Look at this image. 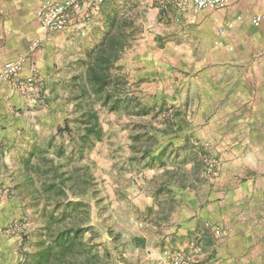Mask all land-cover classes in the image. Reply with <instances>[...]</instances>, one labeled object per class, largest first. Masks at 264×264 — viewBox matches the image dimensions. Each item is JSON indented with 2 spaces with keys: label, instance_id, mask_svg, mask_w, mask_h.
<instances>
[{
  "label": "rangeland",
  "instance_id": "374dc122",
  "mask_svg": "<svg viewBox=\"0 0 264 264\" xmlns=\"http://www.w3.org/2000/svg\"><path fill=\"white\" fill-rule=\"evenodd\" d=\"M35 1L0 0L9 11L30 6L22 20L0 13V22L15 26L20 20L30 36ZM187 12L161 8L156 0H110L88 28L56 35L47 58L33 57L46 49L42 44L25 55L17 76L0 72L9 82L24 76L23 89H0V132L7 141L0 146V236L14 240L5 262L151 264L147 252L161 250L166 262L160 264L177 255L187 264L180 249L161 245L162 225L169 227L176 208L186 207V193L207 203L230 189L245 190V183H253L245 190L250 198L230 194L234 206L227 204V212L234 207L238 223L245 208L252 210L257 221L250 244L264 245V25L249 21L264 12V0H233L220 11L192 8L183 18ZM238 15L245 23L219 40L217 30ZM202 23L205 30L184 29ZM37 36L28 38V49ZM176 49H184L186 59L226 54L230 87L236 73L253 71L258 80L253 89H222L214 113L188 127L212 89H129L127 70L119 65L128 60L136 71L141 61L177 56ZM38 60L51 77L60 75L54 89H35L41 84ZM33 67L36 80L26 86ZM92 112L101 139L93 137L81 151L83 115Z\"/></svg>",
  "mask_w": 264,
  "mask_h": 264
},
{
  "label": "crops",
  "instance_id": "0c3cea01",
  "mask_svg": "<svg viewBox=\"0 0 264 264\" xmlns=\"http://www.w3.org/2000/svg\"><path fill=\"white\" fill-rule=\"evenodd\" d=\"M44 1L46 0L35 1L37 2L35 5L37 4V6H39L34 9L32 13L35 23L33 24L34 33H31L30 36H27L26 33L22 32L24 31V22L21 23L20 21L23 19L20 14L27 13L26 11H29L30 6L22 8L15 7L12 11H9L7 8H0V13H13L16 15V19H20L15 23V26H9L6 21L0 22V72L2 73V76L6 64L16 61L21 56L30 54L28 49L30 40L28 38L30 37L31 39L36 35H38V38L41 35V30L36 19V12L39 9L40 4ZM148 1L151 3L155 2V0ZM26 4L27 3L25 2V5ZM192 8L196 9L193 5H190L186 10L188 12L183 18L187 17ZM5 9L7 10L4 11ZM175 9L177 8L175 7ZM256 14H264V12ZM256 14H253L252 16ZM27 16L28 14L25 15L24 19H26ZM180 16L181 15L178 14V18ZM236 17L232 21L227 20L225 25L228 21H231L235 24L234 28L236 29L237 25L245 23L244 19L242 22L236 21ZM2 18L3 17H0V19ZM95 18H97V15L93 17L92 22ZM199 26V28H191L188 26L184 27V29L188 28L190 31L206 29V23H202ZM222 28H224V26L217 30L218 36H220L219 30ZM229 31L230 30L226 31L224 37L220 36L222 39L219 40L225 42L224 39ZM58 34L60 33H52L45 37L43 46L45 45L46 49L42 52L33 54V57H35L36 60L43 59V57L44 59L47 58L48 50L51 46L55 45V38ZM175 52L177 53V56L164 57L163 61L160 57H158L159 59H154L150 62L141 61L139 62V68L136 71L134 70L135 66L133 69L131 65L132 62L128 60L121 61L119 65L127 70L129 80L127 88L129 89H166L165 87L170 84L173 87L178 86L179 89H182V86H189L190 89H212L213 92L203 98V102L198 107V113L195 114L194 120L189 122L191 125H188V127L197 126L202 121L201 119L203 116L208 113H214L216 107L219 106L221 101V90L229 89L230 87L228 85L227 77L229 66L226 61V54H224L225 56L223 55V57L220 55L217 60H209L208 58L195 59L190 56L186 59L182 56L183 53L186 52L184 49H176ZM187 52L190 53V51ZM226 52L227 51H224V53ZM38 63L42 68L39 79L41 84L37 83L35 89H54V86L62 81L60 75L55 74L54 77H51L50 71H48L39 60ZM164 67L172 68L174 69V72H167L164 74ZM242 67H244V65H242ZM191 69H193L192 74L187 76L186 72ZM241 70L245 69L242 68ZM255 75H253V71H250L248 74L246 72L243 74L236 73L233 76L230 89H235V87L241 89H250V87H252L251 89H253L255 80H258ZM22 78H24V76H22ZM22 78L10 82L5 79H0V89H23L20 87L22 84ZM10 92L11 94L16 93L12 90ZM18 95L19 93H16L15 98H19ZM22 96L19 98L20 100L23 99ZM209 123L212 124V122ZM5 136L6 135L0 132L1 147L4 143L7 144ZM1 150L2 149H0V156H2ZM245 165L250 167L249 164L245 163ZM242 186H246L245 190H250L248 186H253V183H245ZM245 190L244 187L243 189H230L225 197H222L221 199L211 197L207 203V199L201 198V195H199L198 198L194 195L195 193L193 196L186 193L183 198L186 207L181 206L180 210V208L176 206L178 208H176L175 213L170 216V226L168 227L166 224H163L162 226L164 227L158 233V240L161 242V245L167 244V246L170 245L174 250L180 249V251L184 252L187 257V264H264V245L261 244V240H258V243L255 246H252L253 240L250 244L251 237L255 236V234L253 235L254 221H257L253 211L245 208L241 214L242 220L238 223H233L232 221V219H238V212H235V208L232 207L231 212H227L226 205L230 204V202L228 203V199L233 197L230 196V194H235L236 196L241 193V196L250 198L249 192ZM180 202L181 201L178 203ZM230 205L234 206L233 204ZM187 207L192 208L191 213H186ZM208 225L211 228L204 230V227ZM8 241L10 240H8L6 236H0V264H10L4 260L10 256ZM13 241L14 240H11L10 243ZM147 253V263L151 262V264H160L166 262L161 250H158L156 253Z\"/></svg>",
  "mask_w": 264,
  "mask_h": 264
},
{
  "label": "built area",
  "instance_id": "2783aa9c",
  "mask_svg": "<svg viewBox=\"0 0 264 264\" xmlns=\"http://www.w3.org/2000/svg\"><path fill=\"white\" fill-rule=\"evenodd\" d=\"M110 0H46L36 12V19L39 24L41 35L30 45L29 51L33 52L40 47L45 37L52 33H62L73 30L80 32L91 25L94 16L98 15L100 8ZM161 8L169 5L175 6L179 11H186L190 5L197 10H221L228 7L233 0H156ZM236 21L242 22L243 16L236 17ZM254 26H261L264 23V14H256L250 18ZM235 24L228 22L225 28L219 32L221 37L226 35L227 30H232ZM27 57L21 56L17 61L9 63L4 67L3 77L11 78L17 76L25 66ZM37 68L33 67L31 74L25 81L26 86H31L37 77ZM15 232V231H14ZM182 255L171 258L169 264H183ZM167 264V263H166Z\"/></svg>",
  "mask_w": 264,
  "mask_h": 264
},
{
  "label": "trees",
  "instance_id": "16d2710c",
  "mask_svg": "<svg viewBox=\"0 0 264 264\" xmlns=\"http://www.w3.org/2000/svg\"><path fill=\"white\" fill-rule=\"evenodd\" d=\"M99 83H104V80L98 77ZM97 95H101L104 89H94ZM83 122L85 124L84 133L80 137V149L81 151L92 141V138L101 139V129L98 127L97 115L95 113H89L83 115Z\"/></svg>",
  "mask_w": 264,
  "mask_h": 264
}]
</instances>
